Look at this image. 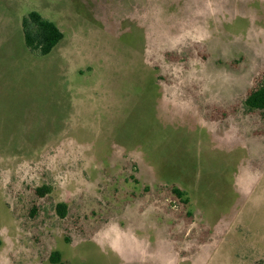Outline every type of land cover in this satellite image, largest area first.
Returning a JSON list of instances; mask_svg holds the SVG:
<instances>
[{
    "label": "rangeland",
    "instance_id": "obj_1",
    "mask_svg": "<svg viewBox=\"0 0 264 264\" xmlns=\"http://www.w3.org/2000/svg\"><path fill=\"white\" fill-rule=\"evenodd\" d=\"M261 85L264 0H0V264H264Z\"/></svg>",
    "mask_w": 264,
    "mask_h": 264
},
{
    "label": "trees",
    "instance_id": "obj_2",
    "mask_svg": "<svg viewBox=\"0 0 264 264\" xmlns=\"http://www.w3.org/2000/svg\"><path fill=\"white\" fill-rule=\"evenodd\" d=\"M21 30L25 47L29 50L37 51L41 56L49 54L64 36L63 32L53 21L43 17L36 10H31L22 17ZM243 102L250 110H264V85L250 90ZM36 191L40 195L43 194L40 188ZM171 192L176 197L181 198L183 202L186 203L188 201L184 190L172 187ZM56 209L61 217L65 216L66 205L64 203H58ZM49 260L51 263L65 264L61 261L60 254L57 251L50 254Z\"/></svg>",
    "mask_w": 264,
    "mask_h": 264
}]
</instances>
